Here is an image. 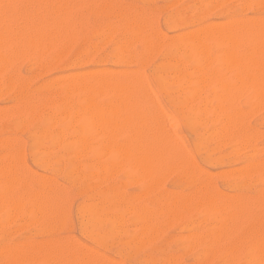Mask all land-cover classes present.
I'll return each instance as SVG.
<instances>
[{
    "label": "rangeland",
    "instance_id": "374dc122",
    "mask_svg": "<svg viewBox=\"0 0 264 264\" xmlns=\"http://www.w3.org/2000/svg\"><path fill=\"white\" fill-rule=\"evenodd\" d=\"M136 2H137V4H136ZM194 4H196V5H194ZM64 6L66 8H64ZM73 6H74V8H73ZM67 7H69L70 10H68ZM63 8H64L63 11H65V12H63L61 10ZM12 9H13V11H12ZM33 10H35V11H33ZM173 10H174V12H173ZM63 13H65V14L63 15ZM10 15H11V17H10ZM36 15H38V16H36ZM54 16L58 20H55ZM58 16H60V17H58ZM62 16H64L63 19L61 18ZM5 17H6V19H5ZM1 18H2V21H0V24H1L0 28L1 27L4 28V29L2 28L3 32L5 33V31H4V30H6L5 27L10 28L9 29L10 31L7 32L8 34H6V36L5 35L3 36L1 34L3 37L2 38L0 35V37H1V39H3L4 43L8 42L7 40H9V42H8L9 45H8V43H5V45L7 47L3 44L2 41H1L2 43L0 42V49H2V50H0L1 53L3 54L4 52L5 53L7 52L6 54L5 53L3 54L4 57H6L7 55H9L8 54L9 51H11L9 53L13 54L12 49H14L17 46V43H18V46L21 45L22 47H19L20 50L18 47L15 48V50H17V54L14 53V57L13 56L12 57L7 56L10 58L5 59L6 60L5 64L8 65L7 61H9V60H10L9 62L11 63V65L9 64V66H7V68H6V65L4 64V59H3L4 57L0 59V63L3 60L2 61L3 64L1 63V65L5 66V67L2 66V69L6 68V69H4V72H3V70L0 69L1 70V72H0V249H1L0 250V264H8V263L9 264H17L15 262H13V260H12L14 257L13 254L12 255L7 254L8 253V252H6L7 249H19V250H22L26 253L33 251V257L35 256L36 259L34 257L31 261L26 260L25 262H23L21 264H42L41 259H39V257H41V253L39 252V250L41 252H43V251H46V249H47L48 251H52V253H55L56 251L54 249V244H59V243H60L59 245H63L64 247L69 246L72 250H74L73 251L74 253H71V255H69V258H71L72 261L68 258V256H63L62 258H57V259L51 257V260H48V262H52L50 264H53V263L54 264H64V263L69 264L68 262H70V264H76V263L80 264L81 262L82 263L84 262L83 264H85V261L87 262L88 260H92L93 262L92 263L87 262L86 264H94V263L96 264L97 262H98L97 264H101V263L106 264L105 262H107L108 264H115L114 262H116V261H119V263H121V264H136V263L137 264H169V263H171L172 259H173L172 264H218V263L219 264H239V263L240 264H264V169H262V168H264V106H262V105H264V103L261 102L262 99H264V98H262L261 94H260L261 97H259V93L254 89V91H256L258 94V100L260 98V100L257 101L258 105H259L257 107V104L255 105L254 103H252V102L256 103L257 98L255 100L253 99V97H249V99L247 98L248 96L251 95L250 93L248 94L249 90L253 91L252 90L253 87L250 88V84L253 83L256 85V83H254L253 80H252L253 82L251 80H250L251 82H248V80H247L246 83H244V84H246V86H248V84H249V87L246 88V86H245V90L243 88L241 89L244 91L245 94H248V96H246L245 94H242L243 92L241 93V90L238 91L240 89V86L242 85L240 80L238 82L236 81V80H238V78H235L233 80V81H235V85L237 83L241 84L239 86L237 85V88H239L237 90L235 88L236 86L235 85H234L235 87L233 86L234 89L236 90L235 91L233 89L234 93H236L238 95L235 96V94H234V96H235V98H234V97H232V94H231L233 92L228 91V89L226 90L228 92V94L231 92L228 96L232 97L231 98L232 101L228 100L227 94L225 95V96H227L226 99L224 96H223L224 98L222 96H220L221 94L219 95V93L221 92L220 89L223 86L222 84H226L228 81H229V83H231L230 81L232 79H230V78H232V77L229 78V76H231L229 74L232 73V70H233V68H232L230 71L231 67H228L229 65L227 63L226 64L224 63L225 66L228 65L227 67L229 68L228 69L229 71H227L225 66H224V68L226 70V71H224L223 66L220 67V65H222L223 62L221 63L219 61V64L221 63L220 65L217 64L218 62L217 63L214 62V61H218L219 59L220 60L222 59V57L219 59L216 57H218V56L220 57V55H221L220 53H222L219 50V48L220 49L222 48L221 49L222 51L224 50L223 43L221 46L220 45L221 43H217L216 41H213V40H212L213 42L209 41V43H210V44L208 43L209 50L205 55L206 57H204V61L206 60L207 56H209V55L210 56L208 57L209 59L207 58V61H205L206 65H205V63L203 64L204 61L201 62V64H203L204 66L203 65L202 66L197 65V63L194 60L193 61L195 63H193L192 59H189V58H188V60L186 59L187 57H186L185 51L187 52L189 50V48H188L189 44L188 43H187L188 45L187 44L185 45V43L183 44L180 42H179V44H176V41H180V40L184 39L183 37L186 36L187 34H189L190 31L192 33L193 29H194L193 32H195V31L201 32L205 28H206L205 29L206 31H208V30L210 31L211 28L215 27V25L217 26V25H222V24H224L225 27H231L232 26V28H235L236 24H239V23L244 24L243 21H245L246 25H248V24L250 25V23H247V22H250L248 20L250 18L255 20V24H256L258 22V20H264V0L263 1L262 0L261 1L260 0L254 1L253 0V2H251V0H212V1L211 0H75V1L74 0H0V20H1ZM60 18H61V20H60ZM219 18H221V19H219ZM234 18H236V19H234ZM46 19L50 20V21L47 22ZM189 20H191V21H189ZM192 20H193V22H192ZM233 20H235V21H233ZM253 20L251 22L253 23L254 28L250 27L251 33L247 30V28L249 29V26L245 27L244 25L243 26L245 28H242V25H241L238 29H241V28L242 29L239 31L240 32L243 31L242 34L245 33L246 36L247 35L251 36V34L252 35L257 34V31H259V30L256 31L255 27L257 26V24L255 26ZM6 21L10 22V23L8 22L9 25ZM29 21H30L29 24L31 26L33 24H36L38 26V28L35 25H33L35 27V30H34V27H31L30 25H28ZM69 21H70V23H69ZM230 21L233 23L231 24ZM4 22H5V24H4ZM62 22L63 23L65 22V23L61 24ZM214 22H217V23L219 22V23L217 24ZM40 23H41V25H40ZM45 23H46L47 28L45 26ZM48 23H50V24L48 25ZM55 23L58 25H56ZM26 24H27V27L29 26L30 29L29 28L27 29L24 27ZM53 24H55V25H53ZM227 24L230 26H228ZM260 24L262 25L263 22L259 23V26H260ZM64 25L66 27H63ZM204 25L205 26L207 25V26L204 27ZM239 25H236V26H239ZM43 26H44V28H43ZM55 26L58 28H55ZM209 26H212V27H209ZM263 26H264V24H263ZM52 27H53V29H50ZM59 27H61L63 29V32H61L62 30ZM190 27H192L191 28L192 30H190ZM32 28H33V30H32ZM36 28L38 30H40V32L43 34V38H45V39L41 38L42 37L41 33L39 35L37 34L40 38L35 34V33H39V31L37 32ZM198 28L199 29L201 28V30H198ZM17 29L19 31H17ZM26 29H27V31L25 32V34L23 32H20V31H24ZM57 29L58 30L60 29V32H58ZM260 29H262V28H260ZM15 30H16V32H20L21 36L19 33H17L19 36L16 34V37H14L15 33H16ZM49 30H50V32H53L52 35L49 34ZM64 30H66V31L68 30V31L65 32ZM244 30H245V32H244ZM12 31H14L15 33L14 32L12 33ZM28 31H29L28 35H30L32 32L33 35L36 36V39L33 35H30V36H32L31 38H30V36L29 37L27 36L26 37L27 39H26L25 36L27 35L26 33H28ZM55 31H57V35L59 37V38L57 37L58 39L53 38L54 36H57ZM184 31L187 32L186 35H185L186 32H184ZM263 31L264 30H262V32ZM0 32H1V29H0ZM10 32L12 33V35ZM43 32H46V34H49V35H47L48 37L45 36ZM64 32H65V35L67 33V35H69V36L64 37V38L60 37V36H62V34H64ZM54 33H55V35H54ZM180 33L182 35H180ZM49 36H50V38H49ZM181 36H182V38H181ZM262 36H264V32H263V35L260 32V38H262ZM5 37L7 40H4ZM21 37H23V38H21ZM68 37H69V40H71L70 42H69V40H67ZM37 38L41 39V40H48L47 41L48 43L46 41H45V44L41 43L40 42L41 40L39 41ZM51 38H53V40H51ZM65 40H66V42H65ZM125 40L126 41L128 40V42H126ZM22 41H26L27 43L28 42L30 43L31 41H33L32 43H35L37 46L35 48L34 47L35 45H34L33 47L35 49L33 48L31 50L30 54H28L29 53L28 50L30 51V49L32 47H29L30 49L27 48L28 50H26V46L27 47L30 46L31 43L30 44L28 43V45H27V43L24 42L26 44L25 45L24 43H22ZM19 42H20V44H19ZM123 43H124V45H123ZM15 44H16V46H15ZM46 44L49 46H47ZM2 45H4V48L6 47L8 50L6 48L4 49L3 47L1 48ZM12 45H14L15 47L12 48L13 47ZM119 45L121 48L119 47ZM23 46H25V47H23ZM114 46H115V48H114ZM177 46H180V48ZM37 47H39L38 48L39 51L37 50ZM45 47H47V48H45ZM118 47L120 49H122V52L120 49H117ZM21 48H22V50L25 48V51H23V52L27 51V53H25L26 54L25 57L22 56V55H24V53L22 52ZM41 49L42 50L44 49L43 52ZM115 50H117V51L114 52ZM178 50H179V52H178ZM216 50H217V52L220 51V53H219L220 55L216 52ZM34 51H35L36 55L34 54ZM18 52L20 54L22 53L21 56H18V54H19ZM41 52H42V54H41ZM214 52L217 54H215ZM112 53H114V56L112 55ZM162 53H163V55H162ZM164 54H165V56H164ZM119 56H121V57H119ZM222 56H223V54H222ZM162 59H163V61H162ZM155 60H157L158 62L156 63ZM208 60H210V61H208ZM75 62H77V63H75ZM95 62H97V63L95 64ZM169 62H171V63H169ZM120 63H122V64H120ZM151 63H153V64L151 65ZM155 63L157 65H155ZM159 63H160V65H159ZM192 65H193V67H192ZM196 65H197V67H194ZM213 65L214 66L219 65L220 68L217 69L218 66L213 67ZM11 66H14V67L12 68ZM69 66H71V67H69ZM99 67L105 68L106 70L105 69L99 70L98 69ZM118 67L120 69H118L117 73L123 71V70L121 71V68L125 69L123 71V74H124V72L128 73L129 82L131 80L130 74H132V72L135 70H136L135 72H138V73L140 70L143 71V72H141V71L140 72H141V74H144V78L146 79V80H143V82H145L144 83L145 85H143L142 87H139V86L137 87V85H136V84H138V83H136L137 81L133 82V83H135V86H136V89H134V90L138 91V92H135V97H134L135 102L138 103L139 105L141 104L140 106L143 109V115L140 116L139 119L141 120V118H143L144 115H146V117H147V114H148V118H149V121L147 120L148 118H146V117L142 119L143 121H145L143 126L146 125V127H144V128L142 127L143 129H141V132L142 131H143V133L146 132L145 134H148V135H149V132H150V135L153 134L154 133L153 131L156 129V127L154 128V126L152 124L155 125L157 121H159V120L161 121V120H163V118H165L164 115L162 116V114H163L162 111L158 110V111H160V113H157L158 111L154 109V108H157L156 103H155L156 101L154 102V100L156 99L158 101L157 104L159 103L158 107H160L158 109H161V107H162V109L165 111V114H168L167 116L171 118L169 120L170 121L172 120L173 124H175V125H173L174 127L171 128V122L169 121L170 122L169 126L165 127V125H163V123H161V122L165 121V119H164L161 122L160 121L157 122L156 125L161 123L165 129L166 128L168 129L170 127L169 128L170 131H173L172 134L175 133L173 135H175L176 138L178 136V138L180 140V141H177V144L175 143L176 141L173 142L174 141L173 137L170 136V138H169V135H168V137L165 136L167 133L172 135L169 132V129L167 130L168 132H166V131H164V129H162L163 127L160 126L161 124L159 125L161 128H158V129L159 130L161 129V131L163 130L164 132H166V134L164 132H162V134L163 133L165 134L163 136L167 137V139L168 138L170 140L172 139L173 141H171V144L175 143V145L171 146V144H170V146H169L170 148L167 145H165L164 147L162 145V148H165L167 146L170 150L167 149V147H166L167 150L165 149L164 152L162 150L163 159L160 160L161 162H159V164H157V166L155 168V177H154V181H153L154 185L150 191L149 190L146 191L143 188L144 187L143 179L138 177V175H135L134 170H131L129 168L130 166H128L127 164L121 165V167L117 168L116 171H109L108 170L105 172V170H102L99 172V177H94V178L88 177L86 179L85 178L78 179L76 177V174L73 175L69 172V171H71V169L73 167V169H76L75 172L77 171V173H78V171L83 172L84 174L87 173L86 172L87 171V163H88L87 161L91 162L90 161L91 158H89L87 156H79L78 154H76L77 148H74L76 146V144H74L75 143L74 138H75V133H76L75 129L77 127H79L78 124H80V121L76 120V119L72 120V118L68 120L67 117H63L64 115L62 114V110L66 107H70V105L76 106V105L82 103V99H83L82 97H84V94H83L84 90L78 89V86L76 84L79 81L82 83H85L86 81L87 82H90V81L91 82H97L99 77L102 78V76H103L105 81H106V79L108 81V79L114 80V77H118L120 75L117 80L115 79L116 80L115 82H118V81L120 82L119 79L120 78L122 79V74L117 75L116 73H114V74L112 73V76L109 73L107 74V71L110 72V70H108V69L113 68L112 69L113 71L111 70V72H114L117 70ZM203 67H204V70H202ZM115 68H116V70H115ZM189 68L190 69L193 68V70H194V68L195 69L198 68L199 70L198 69H196V71L192 70L193 71V73H192V71ZM221 68H223V70ZM68 69H70V70H68ZM95 69H98V70H95ZM234 69H235V67H234ZM126 70H128V71H126ZM6 71H9V72H6ZM129 71H130V73H129ZM207 71L209 72V74H207ZM214 71H215V73L217 72L216 74H218L220 76V80H223L222 83L220 80L219 81L216 80L218 83H215L216 81L212 82V80H214L213 78H215V79L219 78L218 75H216L214 73ZM223 71L225 73L224 74L225 77H224V75H222ZM66 72H68V73H66ZM90 72H91V74H89ZM156 72L157 73L160 72V73L156 74ZM171 72H172V74H171ZM94 73H96V74L93 76ZM127 73L125 74L126 76L124 75L126 78L128 76ZM178 73H180L181 76ZM197 73L199 76L201 75V77H204V78L200 77L201 78L200 79L199 76L197 75ZM210 73H212V77H211ZM233 73H234L233 74L234 76L233 75L232 76L234 78L235 72H233ZM115 74L117 76H115ZM134 74L137 75L136 73H133V75ZM141 74H140V76H141ZM169 74H171V75H169ZM75 75H76V77H75ZM177 75H179V76H177ZM183 75H185V76H183ZM195 75H197V76H195ZM213 75H215L216 77H214ZM174 76L175 77L177 76L176 80L174 79ZM125 77H123V78H125ZM205 77H207V78H205ZM103 78H102V80H103ZM126 78L124 80H126ZM182 78H183V80H182ZM192 78L195 79V80L193 79V81H196V85H197V86H195L196 89H197V87L200 89L202 88L201 90L200 89L195 90L196 93H194L193 92L194 90H192V87L194 86V84H193L194 82H192ZM196 78H198L200 80H196ZM139 79H141V78H139ZM139 79H138V82H139ZM171 79L173 82L171 81ZM224 79L226 80V83L224 82L225 81ZM169 80H170V82H169ZM201 80L204 81L203 82L204 84L202 82H200ZM197 81H199L202 84L198 83ZM52 83L55 85H53ZM69 83H70V86H69ZM103 83L105 84V82H103ZM111 83L112 82H110V84ZM139 83H142V81H140ZM217 84L222 85L221 87L219 85V87H220V89L218 90L219 93L217 91V89H218ZM243 85H242V87H244ZM44 86H47V87H44ZM105 86L108 87V83H106ZM144 86H147V88L148 87L150 88L148 91L149 93L147 91L143 90ZM199 86H201V87H199ZM230 86H231L230 88H232V84ZM65 87H66V89L63 90ZM73 87H75V88L72 89ZM109 87L108 88L105 87V89L102 88L103 91L99 92L100 96L97 95V98H96L97 101H101V102L110 101V99H109V97H111L110 92L111 91L113 92L112 88H114V87L112 84H111L112 88L110 87L111 90H109ZM187 87H189V88L187 89ZM140 88H142V89H140ZM147 88L145 87V90H148ZM209 88L210 89L212 88V89L210 90ZM215 88H217V89L215 90ZM67 89H69V90H67ZM106 89L109 90L108 94H106V92H107ZM203 89H204V91H203ZM150 90H153L152 91L153 95L155 94L153 97H152V93H150ZM12 91H14L15 94H13ZM186 91L189 93H187ZM212 91H214V92L217 91L216 93H218L219 97L223 98V100L221 99L222 101H226V103L229 101L232 102V103L229 102L230 104L227 103L229 106L231 105V111L229 109L230 108L229 106H228V108L226 106V108L228 110L226 108H224L223 106H222V108H224V109H221L222 111L216 110V107H218V109L221 108L220 106H218L219 103H217L218 101L220 102L221 100L218 99L219 97H216L217 95L216 96L214 95L215 94L214 92H213V95H211ZM254 91H253V93H254ZM65 92H66V94H65ZM142 92H143V94L145 93L146 95L145 94L143 95ZM75 93L77 95H75ZM80 93L83 96L80 95ZM190 94H192V95H190ZM207 94H208V96H209V94L211 96L207 97ZM254 94L256 95V93H254ZM62 95L64 97H62ZM108 95H110V96H108ZM142 95L144 96V98ZM222 95H223V93H222ZM138 96H140V98L141 99L143 98V99L141 100V99L137 98ZM213 96L215 98L212 100ZM151 97L154 98V100H152ZM194 97H197V98H194ZM57 98H59V99H57ZM71 98H73V99L75 98V99L73 100ZM107 98L109 99L108 101H107ZM150 98H151V100H150ZM186 98L189 100H187ZM205 98H207L208 100L207 99L205 100ZM134 99L133 98L131 99L132 103H133ZM214 100L217 102H215ZM247 100H249V101H247ZM207 102L209 103V105L213 104V107L214 106H216V107L212 108L211 107L212 105L208 106ZM249 102H251V103L249 104ZM182 103H183V106L181 105ZM234 103H235V105H234ZM56 105H58V106L56 107ZM184 105L185 106L187 105V106L185 107ZM201 105H202V108H200ZM206 105L208 107H206ZM219 105H221V104H219ZM222 105H224V102L222 103ZM180 106H182V107H180ZM196 106L199 109L196 108ZM57 108H59V109H57ZM193 108H194V111L193 110L191 111V109H193ZM206 108H208V109H206ZM232 108L233 109L235 108L237 113L232 111L233 110ZM237 108L238 109L240 108L242 110V111H239L240 114H239ZM204 109H205V111H203ZM212 109L213 110L215 109L217 111V114L215 113L216 111H213ZM153 110H155L156 119H155L154 115H152V116L150 115L152 113L154 114ZM210 110H212L214 112V114H212L213 112ZM226 110L228 112L229 111L230 112L228 113ZM147 111L150 114L147 113ZM161 112H162V114H161ZM209 112H211V113L209 114ZM233 112L236 115H234ZM202 113H203V115H202ZM230 113H231V115H230ZM157 114H158V117H157ZM192 114H193V116H192ZM222 114H223V116H224V114H225V116H226V114L230 115L232 118L230 116H228L229 118L226 116L227 118L226 117L225 118L229 119V120H226L224 117H221ZM232 114L234 116H232ZM160 115L163 118L160 117ZM194 115H196L199 120L197 118L195 119ZM235 116H237L236 117L237 119L235 118ZM57 117H59V118H57ZM151 117H153L155 120L152 119L153 120L152 121ZM220 117L222 120L224 118L226 121V122L224 121L222 123L224 126H222V124L219 123ZM52 118H54L53 121H52ZM204 118H205V120H204ZM233 118H234V121L232 120ZM57 119L59 121H57ZM200 119L202 120V122H205V123H202ZM221 119H220V122H221ZM238 119H239V121H238ZM65 120H66V122L69 121L70 124H73L74 121H75V123L73 125L68 124L71 127L70 126L65 127L67 124L66 122H64ZM166 120H168V119H166ZM186 120H187V122H186ZM230 120L232 122H230ZM236 120H237V122H236ZM154 121H156V122H154ZM193 121H194V124H192ZM62 123H64V124H62ZM146 123H148V124L151 123V124H149V126H148ZM225 123H228L229 125L227 126ZM235 123H237V124H235ZM164 124H168V121H166ZM217 124L220 125L219 128H218ZM55 126H57L59 130ZM73 126H75V127H73ZM89 128L88 129L91 132L89 130L88 131L91 133V135H93L92 130L94 133L96 131V129L94 128L95 129V131H94V129L92 127H89ZM152 128L154 130H152ZM210 128L213 130H211ZM43 129H45L44 131H46V133L44 136L41 137V133L43 132ZM144 129H145V131H144ZM222 129L225 133L222 131ZM123 130L124 129H122L121 131L125 132L126 135H128V133L130 132V131L127 132V130L126 131H123ZM156 130H155L154 134H156V132H157ZM190 130H192V131H190ZM217 130H219L221 132H219ZM245 130H246V132H245ZM121 131L119 130L118 131L119 133L117 132L118 137L120 139L125 137L124 136L125 134H123ZM206 131L208 134L206 133ZM37 132L39 133V135ZM157 133H159V131ZM219 133L220 134L222 133V135H220ZM226 133H228L229 135ZM211 134H215V135H211ZM52 135H53V137H52ZM99 135H101V132L99 130H97V133H94V135H93V136H95L93 139V143H96L95 145H93V143H92V147H94V148L95 147L97 148V146H100L101 143L105 139V137H102V136H104L103 134L101 136H99ZM238 135H240V136H238ZM71 137H73V138H71ZM215 137H216V139H215ZM237 137H239L241 139L242 143L239 140L238 141L236 140ZM57 138L61 139V140H58ZM99 138L102 140H101V142H99V145H98V141L100 140ZM176 138H174V139L176 140ZM204 139H205V141H203ZM96 140H97V142H96ZM218 140L221 141L222 143L219 142ZM178 142L179 143L181 142L180 143L181 145ZM169 143H170V141H169ZM240 143L242 145H240L241 147L239 148L238 144H240ZM214 144H215V146H214ZM236 144L238 147L235 146ZM33 145H35V146H33ZM183 145H184V147H183ZM212 146L214 149L211 151L210 149H212ZM171 147H172V149H171ZM178 147L179 148L181 147L180 149L184 150L185 156H184L183 152L181 150H179ZM18 150L22 151V152H20V151L18 152V153H22L21 155L19 154V156L21 158H19V156L16 155V154H18V153H16ZM185 150H187V152ZM233 150H235V153ZM74 153L78 156H76ZM188 153H189V155H188ZM219 153H221V154H219ZM54 154H55V156H54ZM72 154H74L75 156ZM214 154H216L217 157L213 156ZM180 155H181V157H180ZM190 155H191V157H190ZM36 156L46 157V159L49 163H47L46 165L40 164V162L37 161ZM168 156H170V157H168ZM191 158H192V160H191ZM109 159H111L110 154H105V155L103 154L99 160L102 163H105L104 161L107 162V161H109ZM176 159H178V160H176ZM208 159H209V163L207 161ZM215 159H216V161H215ZM178 161H180V162H178ZM216 162H218V163H216ZM175 163H177V164H175ZM226 163H228V164H226ZM25 165H27V167ZM73 165H75L76 167H74ZM163 165H164V167H162ZM170 166H171V168H170ZM224 166H226V167H224ZM239 166H241V168ZM247 166H248V168H247ZM23 168H25V169H23ZM29 168H31V170H29ZM225 168H227L228 170ZM238 168H239V170H238ZM242 168H244V171ZM258 168H259V170H258ZM233 169H235V170L233 171ZM236 169H237V173H236ZM33 170L36 172H34ZM49 170H51V171H49ZM183 170L186 173H184ZM229 170H231V171H229ZM192 171H193V173H192ZM223 171L224 172L227 171V173L225 174ZM232 171L234 173H232ZM250 171H252V173H250ZM55 172H57V173H55ZM235 173H236V175H234ZM46 174H47V176H46ZM132 174H134V176ZM182 174H184L185 176ZM238 174H240V175L238 176ZM245 174H246V176H245ZM260 174L262 176H260ZM49 175L51 177L45 178V177H48ZM107 175H108V177H106ZM52 176H53V178H52ZM125 176H126V178H125ZM131 176H133V178H135V176H137L135 178L136 181H135V179L132 178L133 181H135V183H133V181L131 182ZM234 176H235V178H232ZM127 177H129L128 180H127ZM257 177H259V178H257ZM155 179H157V180H155ZM87 180L90 183L92 182V184L95 183V185L98 186V188H100V189H104L108 186L117 187L118 192H119V196L122 198V199H120L121 202H118V203H117L116 199H114L113 204H116V206L110 208L109 211H107V213H106V214H108V216H111V215L121 216V220L118 223L119 225L116 224L114 230L111 232L108 229L110 226L109 223L107 222V223L103 224L104 229L102 228V231H104L103 233L105 236L102 237L101 239L94 238V236H92L89 231L82 229L83 228L82 227V215L80 213L81 207L87 202H91V201L96 202L97 201V198L95 199V197L93 196L94 191L93 190L89 191V189L86 188ZM129 180H130V183H129ZM226 180H228V182H226ZM226 183H227V185L225 186ZM42 184L43 185L48 184L49 186H51V188H49V186H48L49 189L44 188V187H42L43 186ZM231 184H233V186ZM237 184H238V186H237ZM9 185H11V186H9ZM228 185H229V188H227ZM235 186H236V188H235ZM31 187H33V188H31ZM46 190H47V192H46ZM222 191L223 192L225 191V193L223 194ZM45 192H46V195L48 196L47 200L49 199L52 203L55 204V206H54L55 211H53L52 213H44L42 211H37V212L36 211H30L28 208L30 206L28 204V202H30L29 199L31 198V196L32 195H44ZM205 192L207 194H209L210 196H212L213 199H215V201H214V202H216L215 205L213 204L212 206H208L206 204V201L204 202V200L201 199V195ZM217 192H218V194L220 193L221 195H217ZM85 193H87V194H85ZM226 193H227V196L230 197V196L234 195L236 198H234V196H233V198L232 197L228 198L225 196ZM228 193H229V195H228ZM262 193H263V196H262ZM246 194H247V196H246ZM258 196H259V198H258ZM245 197H246V199H245ZM183 198H190L192 201L191 204H189L187 207H185V209L181 211V214L179 212L178 214H176L177 216L176 215L168 216L170 214L169 208L173 205V203L176 200L183 199ZM253 198H255V199H253ZM12 200L13 201L14 200H20L23 204V207H21V209H20L14 205H13L14 207L11 206ZM243 200H246V201H243ZM255 200H257V201H255ZM229 201H230V203H232V205L230 203L228 204ZM5 202H6V204H5ZM128 204H129V206H128ZM194 204H196V206L197 205H199V206L196 207ZM222 204H224V205H222ZM141 205H144L145 207L150 208L154 211L155 220H153V222H154L153 225L155 224L154 225L155 231L151 234L152 237L149 236L148 240H144L145 236L143 235L142 232H140V231H142V228H141L142 225L140 226L139 223L140 222H141V224H143V223L137 217L135 210H134V208L141 206ZM203 205H204V207H203ZM252 205H254V206H252ZM9 206L11 207V209H8ZM215 207H220V208H219V210H216ZM26 208H27L28 212H26V214H25ZM76 208L78 209L79 212L76 211L77 210ZM129 209H130V211H128ZM205 209H207L206 213H205ZM209 209H210V211H212V209H214L215 211H212L213 213L210 212V214H207L209 212ZM12 210H15V212ZM164 210H165V212H164ZM220 210H222V211H220ZM6 211H8L9 213ZM117 211H119V212H117ZM123 211H125V212L127 211L128 213L127 212H126L127 214L123 213ZM158 211H160L161 213ZM198 211H200V212H198ZM219 211H220V214H218ZM12 212L14 213L13 215H11ZM32 212H34V213L36 212V214L33 215ZM39 212L40 213L42 212V213L40 214ZM114 212H116V213H114ZM202 212H204V213L202 214ZM214 213L217 215H215ZM131 214H133V215H131ZM211 214H213V215H211ZM10 215H11V218H8V217H10ZM160 215H162L161 216L162 218L160 217ZM224 215H226V217H227L226 219H225ZM6 216H8V217H6ZM37 216H39V217H37ZM80 217H81V219H80ZM167 217H168V220H167ZM217 217H219V218L217 219ZM237 217H238V219H237ZM5 218H7V219H5ZM134 218H135V220H134ZM136 219H138V220H136ZM167 222H168V224H167ZM218 223H219L220 227H218L219 226V225H217ZM158 225H160V226H158ZM138 228H141V230L138 231ZM119 229H121V233H119V231H120ZM81 230H82V232H81ZM133 232H135V234H133ZM212 232L214 233L215 237H213L214 235ZM131 233L133 235H130ZM138 233H139V235H138ZM189 233L190 234L193 233V234H191V237H190ZM134 236H136V238ZM194 236H196V237H194ZM131 237L135 238V239H139V240L131 239ZM183 237L184 238L186 237V238L184 239ZM152 238H154V239H152ZM122 239H123V242H122ZM140 239H143L144 241L141 240V241H143V242H141ZM78 240L80 241V244L78 243ZM124 240H126V241H124ZM192 240L195 243H192ZM136 241L139 243V246L141 245L140 246L141 248L139 250H138L139 246H136V245H138V243ZM139 241L141 242V244ZM44 242H47V244ZM109 242H111V243H109ZM124 242H126V243H124ZM129 242H130V244H129ZM188 242H190L191 245H190V243L188 244ZM101 243H102V245H101ZM258 243L263 245L262 251H260L261 252L260 255L258 254L260 252H258V251L255 252V251L251 250V245H255V244L257 245ZM35 244H36V246H35ZM37 244H38V246H37ZM45 244L47 245L46 248H45ZM81 244L86 245V247L82 246ZM103 244H105V245L103 246ZM192 244H194L195 246ZM159 245L161 248L159 247ZM190 246L192 249H190ZM135 247H137V249ZM164 248H165V250H164ZM248 248H249V250H248ZM92 249H94V250H92ZM116 249H118V250H116ZM80 250H82V251L80 252ZM95 250L97 252H99V254L96 253ZM89 252H91L92 254ZM127 252H128V254H127ZM142 252H144V253H142ZM254 253H256V255ZM34 254H36V255H34ZM86 254H88V256ZM257 254H258V256H257ZM122 255H124V256H122ZM138 255H140V256L137 259L136 257H138ZM85 256H86V259H85ZM97 256H99V258H97ZM121 256H122V258H121ZM6 257H7V259H6ZM108 257H109V259H108ZM142 257H145V258H142ZM244 257L248 258L249 260L244 259ZM81 258H82V260L83 259L84 260L82 261ZM98 259H99V261H98ZM112 259L114 260L113 262H112ZM151 259H152V261H151ZM76 260H78L79 263ZM80 260H81V262H80ZM95 260H96V262H95ZM246 260H247V263H246ZM101 261H103V262H101ZM149 261H150V263H149ZM48 262L46 264H48Z\"/></svg>",
    "mask_w": 264,
    "mask_h": 264
},
{
    "label": "bare ground",
    "instance_id": "6f19581e",
    "mask_svg": "<svg viewBox=\"0 0 264 264\" xmlns=\"http://www.w3.org/2000/svg\"><path fill=\"white\" fill-rule=\"evenodd\" d=\"M75 1V0H74ZM212 1V0H211ZM255 1V0H254ZM261 1V0H260ZM263 1V0H262ZM69 2V1H68ZM207 2V1H206ZM209 2V1H208ZM251 2H253V0H251ZM196 3V2H195ZM70 4V3H69ZM136 4H137V2H136ZM140 4V3H139ZM197 4V3H196ZM196 4H194V5H196ZM253 4V3H252ZM57 5V4H56ZM72 5V4H71ZM141 5V4H140ZM254 5V4H253ZM2 6V5H1ZM5 6V5H4ZM259 6V5H258ZM9 7V6H8ZM14 7V6H13ZM21 7V6H20ZM143 7V6H142ZM23 8V7H22ZM59 8V7H58ZM64 8H66L65 6H64ZM64 8L63 9H61L62 11L64 10ZM73 8H74V6H73ZM147 8V7H146ZM255 8V7H254ZM67 9L68 10H70V8L69 7H67ZM72 9V8H71ZM176 9V8H175ZM209 9V8H208ZM12 11H13V9H12ZM33 11H35V10H33ZM116 11V10H115ZM121 11V10H120ZM176 11V10H175ZM180 11V10H179ZM191 11V10H190ZM199 11V10H198ZM5 12V11H4ZM61 12V11H60ZM63 12H65V11H63ZM173 12H174V10H173ZM188 12V11H187ZM236 12V11H235ZM234 12V13H235ZM55 13V12H54ZM53 13V14H54ZM57 13V12H56ZM62 13V12H61ZM68 13V12H67ZM195 13V12H194ZM220 13V12H219ZM230 13V12H229ZM2 14V13H1ZM18 14V13H17ZM38 14V13H37ZM65 13H63V15H64ZM233 14V13H232ZM28 15V14H27ZM61 15V14H60ZM131 15V14H130ZM2 16V15H1ZM20 16V15H19ZM30 16V15H29ZM34 16V15H33ZM36 16H38V15H36ZM225 16V15H224ZM10 17H11V15H10ZM58 17H60V16H58ZM57 17V18H58ZM63 17L64 16H62L61 18L63 19ZM66 17V16H65ZM226 17V16H225ZM3 18V17H2ZM2 18H1V20L0 21H2ZM18 18V17H17ZM40 18V17H39ZM54 18H55V16H54ZM61 18H60V20H61ZM100 18V17H99ZM175 18V17H174ZM184 18V17H183ZM256 18V17H255ZM260 18V17H259ZM5 19H6V17H5ZM21 19V18H20ZM25 19V18H24ZM42 19V18H41ZM52 19V18H51ZM219 19H221V18H219ZM233 19V18H232ZM234 19H236V18H234ZM243 19V18H242ZM251 19V18H250ZM248 19L250 22H247V23H250V25L248 24V25H246L245 24V21H243L244 22V24H241V23H239V24H236V25H239V26H236L235 25V28H232V26L231 27H225V25L224 24H222V25H215V27L214 28H211V30L209 31H206L205 29L204 30H202L201 32H193L194 31V29H193V31H192V33H191V31H190V33L189 34H187V32L186 31H184V32H186L185 33V35L186 36H184L183 38L184 39H182V40H180V41H176V44H179V42L180 43H185V45L188 43L189 44V50L186 52L185 51V54H186V59L188 60V58L189 59H192V62L193 63H197V65H200V66H202L204 63H205V61H207V58L210 56H207V58H206V60L204 61V57H206L205 55H206V53L208 52V50H209V47H208V43H209V41H216L217 43H221L220 45L222 46V43H223V48H224V50L222 51L220 48H219V50L222 52V53H220V51L219 52H217V50H216V52L220 55V57L218 56V57H216V58H221L222 57V59L220 60H218V61H214L215 63H217V64H219V61L222 63L223 62V64L225 63H227L228 65H226L225 66V64L223 65H220V67H222L223 66V68H224V66H225V68H226V70L227 71H229L228 69V67H231L230 68V71H231V69L233 68V70H232V73H230L229 75H231V76H229V78L230 77H232V78H230V79H232L230 82L231 83H229V81L226 83V80L224 81L226 84H222V85H220V87H221V89H220V87H219V85L217 86V88H215V90L217 89V91L220 89V91L223 93V95H222V93L220 92L219 93V91H218V93H219V95L220 96H224L225 97V99H226V97L231 93H229L228 94V92L226 91L227 89H228V91H232L233 93H231L232 94V97H234L235 98V96H237L238 94H236V93H234V91H233V89H234V87L236 88V90L237 89H239V88H237V85L239 86V85H241V84H236L235 85V81H233L235 78H238V80H236L237 82L240 80V82L242 83V85L244 84V83H246V81L248 80V82H251L252 80L254 81V83H256V85L255 84H250V88H252L253 87V91H254V89L259 93V97H261L262 96V98H264V36H262V38H260V32L262 33V35H263V32H262V30H264L263 28H264V26H263V24H264V20H258V22L256 23L257 24V26H256V24H255V20H253V19ZM8 20V19H7ZM55 20H58V19H56L55 18ZM165 20V19H164ZM175 20V19H174ZM195 20V19H194ZM224 20V19H223ZM231 20V19H230ZM244 20V19H243ZM254 21V24H255V28H256V31L257 30H259V31H257V34H251V36H249V35H247L246 36V34L244 33V34H242V32H240L239 30H241L242 28H245V27H247V26H249V29L247 28V30L251 33V31H250V27H252V28H254V25H253V23L251 22V21ZM257 20V19H256ZM28 21V20H27ZM46 21L48 22V21H50V20H47L46 19ZM45 21V22H46ZM122 21V20H121ZM167 21V20H166ZM188 21V20H187ZM189 21H191V20H189ZM212 21V20H211ZM219 21V20H218ZM226 21V20H225ZM233 21H235V20H233ZM242 21V20H241ZM7 22V21H6ZM9 22V21H8ZM7 22V23H8ZM42 22V21H41ZM61 22V21H60ZM175 22V21H174ZM192 22H193V20H192ZM195 22V21H194ZM223 22V21H222ZM239 22V21H238ZM242 22V23H243ZM261 22H263V24L261 25L260 24V26H259V23H261ZM3 23V22H2ZM10 23V22H9ZM9 23H8V25H9ZM14 23V22H13ZM12 23V24H13ZM25 23V22H24ZM27 23V22H26ZM30 23V21L28 22V25H30L29 24ZM39 23V22H38ZM37 23V24H38ZM43 23V22H42ZM65 23V22H64ZM63 22L61 23V24H64ZM69 23H70V21H69ZM68 23V24H69ZM97 23V22H96ZM183 23V22H182ZM212 23V22H211ZM214 23H217V22H214ZM219 23V22H218ZM217 23V24H218ZM221 23V22H220ZM226 23V22H225ZM230 23L232 24L233 22H231L230 21ZM229 23V24H230ZM236 23V22H235ZM4 24H5V22H4ZM11 24V25H12ZM21 24V23H20ZM50 23H48V25H49ZM56 24V23H55ZM55 24H53V25H55ZM67 24V23H66ZM191 24V23H190ZM206 24V23H205ZM213 24V23H212ZM1 25V24H0ZM7 25V24H6ZM33 25H35L37 28H38V26L36 25V24H33ZM31 26V27H34V26ZM40 25H41V23H40ZM56 25H58V24H56ZM71 25V24H70ZM172 25V24H171ZM183 25V24H182ZM187 25V24H186ZM210 25V24H209ZM213 25V26H214ZM224 25V26H223ZM228 25V24H227ZM242 25V28L241 29H238L240 26ZM245 27H244V26ZM18 26V25H17ZM45 26H46V23H45ZM69 26V25H68ZM144 26V25H143ZM176 26V25H175ZM203 26V25H202ZM207 26V25H206ZM205 25H204V27H206ZM220 26V27H219ZM228 26H230V25H228ZM25 28H29V26L27 27V24L24 26ZM62 27V26H61ZM61 27H59V28H61ZM63 27H66L65 25L63 26ZM133 27V26H132ZM148 27V26H147ZM151 27V26H150ZM203 27V28H204ZM209 27H212V26H209ZM208 27V28H209ZM3 27H1L0 29H1V32H0V35L2 34L3 36L5 35L6 36V34H8L7 32L8 31H10L9 29L10 28H6L5 27V29L6 30H4L5 31V33L3 32V29H2ZM13 28V27H12ZM22 28V27H21ZM36 28V30H37V32L39 31V33H35L36 35L38 34H40L41 32H40V30H38ZM43 28H44V26H43ZM46 28H47V26H46ZM55 28H58V27H56L55 26ZM145 28V27H144ZM171 28V27H170ZM192 27H190V30H192L191 29ZM197 28V27H196ZM207 28V29H208ZM238 30H237V29ZM259 28V29H258ZM260 28H262V29H260ZM23 29V28H22ZM21 29V30H22ZM27 29L26 30H24V31H20V32H23L24 34H25V32L27 31ZM30 29V28H29ZM50 29H53V27L52 28H50ZM65 29V28H64ZM67 29V28H66ZM70 29V28H69ZM159 29V28H158ZM183 29V28H182ZM12 30V29H11ZM32 30H33V28H32ZM34 30H35V27H34ZM47 30V29H46ZM45 30V31H46ZM58 30V29H57ZM61 32H63V29L61 28ZM130 30V29H129ZM150 30V29H149ZM148 30V31H149ZM187 30V29H186ZM198 30H201V28L199 29L198 28ZM17 31H19L18 29H17ZM44 31V30H43ZM65 32H67L66 30H64ZM124 31V30H123ZM136 31V30H135ZM158 31V30H157ZM182 31V30H181ZM255 31V32H256ZM14 31H12V33H13ZM15 32H16V30H15ZM14 32V33H15ZM20 32H16L15 33V36L14 37H16V34L17 33H19L20 34ZM31 32V31H30ZM35 32V31H34ZM48 32V31H47ZM58 32H60V29L58 30ZM65 32H64V34H62V36H60V37H67V36H69V35H67V33H66V35H65ZM155 32V31H154ZM160 32V31H159ZM176 32V31H175ZM174 32V33H175ZM189 32V31H188ZM244 32H245V30H244ZM11 33V32H10ZM12 33H11V35H12ZM44 33V35L45 36H47V35H49V34H51L52 35V33L53 32H50V30H49V34H46V32H43ZM55 33H56V35H57V31H55ZM55 33H54V35H55ZM69 33V32H68ZM71 33V32H70ZM172 33V32H171ZM248 33V32H247ZM27 35L25 36V38L28 36H30V35H33V33L31 32V34L30 35H28L29 34V31H28V33H26ZM42 34V33H41ZM59 34V33H58ZM60 34V35H61ZM164 34V33H163ZM259 34V35H258ZM2 35H1V37H2ZM10 35V34H9ZM8 35V36H9ZM18 35V34H17ZM23 35V34H22ZM37 35V36H38ZM50 35V36H51ZM53 35V36H54ZM162 35V34H161ZM166 35V34H165ZM175 35V34H174ZM179 35V34H178ZM180 35H182L181 33H180ZM19 36V35H18ZM20 36H21V34H20ZM34 36V35H33ZM50 36H49V38H50ZM109 36V35H108ZM168 36V35H167ZM1 37H0V39H1ZM11 37V36H10ZM32 36H30V38H31ZM35 37V39H36V36H34ZM39 37V36H38ZM48 37V36H47ZM58 37V35L57 36H54L53 38H57ZM3 38V37H2ZM19 38V37H18ZM21 38H23V37H21ZM40 38V37H39ZM41 38H43V34H42V37ZM53 38H51V40H53ZM59 38V37H58ZM57 38V39H58ZM62 38V39H63ZM125 38V37H124ZM134 38V37H133ZM161 38V37H160ZM181 38H182V36H181ZM16 39V38H15ZM27 39V38H26ZM29 39V38H28ZM38 39V38H37ZM43 39H45V38H43ZM71 39V38H70ZM143 39V38H142ZM146 39V38H145ZM149 39V38H148ZM4 40H7L6 39V37L4 38ZM12 40V39H11ZM10 40V41H11ZM39 41L41 40V39H38ZM50 40V39H49ZM67 40H69V37H68V39ZM120 40V39H119ZM168 40V39H167ZM3 42V39H1L0 40V42ZM8 42H9V40H7ZM43 41V42H42ZM45 41L47 42L48 40H41L40 42L41 43H44L45 44ZM71 40H69V42H70ZM126 41V40H125ZM212 41V42H213ZM1 42V43H2ZM8 42H5V43H8ZM13 42V41H12ZM27 43L26 41H22V43ZM33 41H31L29 44H30V46H26V50H28L27 48H29V47H32L31 49H30V51L28 50V54H30V52H31V50L35 47L36 48V44L35 43H32ZM38 42V41H37ZM62 42V41H61ZM65 42H66V40H65ZM122 42V41H121ZM126 42H128V40L126 41ZM137 42V41H136ZM144 42V41H143ZM215 42V43H216ZM5 43L3 42V44L5 45ZM14 43V42H13ZM24 43V44H25ZM28 43H27V45H28ZM48 43V42H47ZM64 43V42H63ZM68 43V42H67ZM142 43V42H141ZM147 43V42H146ZM214 43V44H215ZM216 43V44H217ZM12 44V43H11ZM19 44H20V42H19ZM54 44V43H53ZM62 44V43H61ZM145 44V43H144ZM187 44V45H188ZM210 44V43H209ZM4 45H2L1 46V48L3 47L4 48ZM8 45H9V43H8ZM26 45V44H25ZM32 45V46H31ZM35 45V46H34ZM47 45V44H46ZM92 45V44H91ZM123 45H124V43H123ZM122 45V46H123ZM146 45V44H145ZM6 46V45H5ZM13 47L12 48H14L15 46H16V44H15V46L14 45H12ZM34 46V47H33ZM47 46H49V45H47ZM56 46V45H55ZM60 46V45H59ZM68 46V45H67ZM181 46V45H180ZM180 46H177V47H179L180 48ZM7 47V46H6ZM5 47V48H6ZM11 47V46H10ZM16 47H22L21 45L20 46H18V43H17V46ZM15 47V48H16ZM23 47H25V46H23ZM44 47V46H43ZM117 47V46H116ZM119 47H120V45H119ZM117 48V49H120V48ZM147 47V46H146ZM154 47V46H153ZM4 48V49H5ZM15 48L14 49H12V52H13V54L12 53H9V52H11V51H9L8 52V54L9 55H7V56H10V57H14V53H16L17 54V50H15ZM34 48V49H35ZM38 48L39 47H37V50H38ZM45 48H47V47H45ZM114 48H115V46H114ZM7 49V48H6ZM11 49V48H10ZM51 49V48H50ZM81 49V48H80ZM146 49V48H145ZM144 49V50H145ZM216 49V48H215ZM0 50H2V49H0ZM8 50V49H7ZM14 50V51H13ZM19 50H20V48H19ZM18 50V51H19ZM21 50H22V48H21ZM42 50V49H41ZM40 50V51H41ZM44 50V49H43ZM43 50H42V52H43ZM121 50V52H122V49H120ZM125 50V49H124ZM172 50V49H171ZM5 51V50H4ZM23 51H25V48L22 50V52ZM39 51V50H38ZM37 51V52H38ZM117 50H115L114 52H116ZM119 51V50H118ZM3 52V51H2ZM21 52V51H20ZM36 52V53H37ZM42 52H41V54H42ZM45 52V51H44ZM113 52V51H112ZM124 52V51H123ZM150 52V51H149ZM178 52H179V50H178ZM184 52V51H183ZM5 53V52H4ZM3 53V54H4ZM7 53V52H6ZM5 53V54H6ZM19 53V52H18ZM24 53V55H22V56H24L25 57V53H27V51L26 52H23ZM40 53V52H39ZM161 53V52H160ZM166 53V52H165ZM170 53V52H169ZM215 53V52H214ZM217 53H215V54H217ZM0 54L2 55H0V59L1 58H3L4 57V55L1 53V51H0ZM12 54V55H11ZM20 54V53H19ZM18 54V56H21V54L19 55ZM34 54H35V51H34ZM51 54V53H50ZM222 54H223V56H222ZM36 55V54H35ZM34 55V56H35ZM38 55V54H37ZM57 55V54H56ZM112 55L114 56V53H112ZM139 55V54H138ZM146 55V54H145ZM160 55V54H159ZM162 55H163V53H162ZM6 56V55H5ZM4 57L3 59H4V64H5V62H6V60L5 59H7V58H10V57ZM53 56V55H52ZM122 56V55H121ZM121 56H119V57H121ZM125 56V55H124ZM141 56V55H140ZM164 56H165V54H164ZM39 57V56H38ZM133 57V56H132ZM213 57V56H212ZM111 58V57H110ZM158 58V57H157ZM169 58V57H168ZM74 59V58H73ZM85 59V58H84ZM95 59V58H94ZM121 59V58H120ZM119 59V60H120ZM167 59V58H166ZM171 59V58H170ZM174 59V58H173ZM181 59V58H180ZM209 59V58H208ZM212 59V58H211ZM210 59V60H211ZM16 60V59H15ZM93 60V59H92ZM110 60V59H109ZM108 60V61H109ZM122 60V59H121ZM168 60V59H167ZM186 60V61H187ZM195 62H194V61ZM210 60H208V61H210ZM223 60V61H222ZM3 61V60H2ZM1 61V63L3 64V62ZM10 61V60H9ZM9 61H7V64L8 65H6V68H7V66H9V64L11 65V63L9 62ZM17 61V60H16ZM48 61V60H47ZM95 61V60H94ZM124 61V60H123ZM133 61V60H132ZM143 61V60H142ZM156 61V63L158 62L157 60H155ZM162 61H163V59H162ZM166 61V60H165ZM171 61V60H170ZM174 61V60H173ZM202 61H204L203 62V64H201V62ZM98 62V61H97ZM97 62H95V64L97 63ZM100 62V61H99ZM1 63H0V69L1 70H3V72H4V69H6V68H3L2 69V66H4V65H1ZM75 63H77V62H75ZM124 63V62H123ZM154 63V62H153ZM153 63H151V65L153 64ZM155 63V65H157ZM169 63H171V62H169ZM173 63V62H172ZM178 63V62H177ZM72 64V63H71ZM91 64V63H90ZM120 64H122V63H120ZM142 64V63H141ZM180 64V63H179ZM208 64V63H207ZM15 65V64H14ZM159 65H160V63H159ZM171 65V64H170ZM169 65V66H170ZM197 65L196 66H194V67H197ZM205 65H206V63H205ZM211 65V64H210ZM219 65H216V66H214L213 65V67H217L218 66V68L217 69H219L220 67H219ZM89 66V65H88ZM165 66V65H164ZM184 66V65H183ZM204 66V65H203ZM228 66V67H227ZM5 67V66H4ZM12 68L14 67V66H11ZM69 67H71V66H69ZM104 67V66H103ZM192 67H193V65H192ZM234 67H235V69H234ZM89 68V67H88ZM162 68V67H161ZM160 68V69H161ZM174 68V67H173ZM200 68V67H199ZM223 68H221L222 70H223ZM225 68H224V71H226L225 70ZM237 68V69H236ZM99 70L101 69V70H103V69H105V68H98ZM98 69H95V70H98ZM113 69V68H112ZM112 69H108V70H110V72L109 71H107V74L109 73V74H111V76H112V73L114 74V73H116L117 75H119V74H122V79L120 78L119 80H120V82L118 81V82H115L118 78H119V76L118 77H114V80H110V79H108V81H107V79H106V81L104 80V78H103V76H102V78H103V80H102V78H100L99 77V79L97 80V82H85V83H82V82H78L76 85L78 86V89H83L84 90V97H82L83 99H82V103H80V104H78V105H74V106H71L70 104V107H66V108H64L63 110H62V114L64 115L63 117H67L68 118V120L69 119H71L72 118V120L74 119H76V120H79L80 121V124H78L79 125V127H77L76 129H75V143L74 144H76V146L74 147V148H77V153L76 154H78L79 156H87V157H89V158H91V162H89V161H87L88 163H87V173H83V172H80V171H78V173H77V171L75 172V170L76 169H73V167H72V169H71V171H69L71 174H76V177L78 178V179H83V178H94V177H99V172L100 171H102V170H105V172L106 171H116V169L117 168H119V167H121V165H125V164H127L128 166H130L129 168L131 169V170H134V172H135V175H138V177H140V178H142L143 179V181H144V189L146 190V191H150L151 190V188L153 187V181H154V177H155V168H156V166H157V164H159V162H161L160 160L161 159H163V153H162V150H163V152H164V150L166 149V147L168 146H170V144H171V141H173V142H175L176 144H177V141H180L179 140V138H178V136H177V138H176V136L175 135H173V134H175V133H173L172 134V132L173 131H170V127L168 128L169 129V132L172 134V135H170V134H166V132H168L167 130V128L165 129L164 128V126H162V124L161 123H163V125H165V127H167V126H169V123L171 122V128H173L174 126L173 125H175V124H173V121L171 120H169V119H171L170 117H168L167 115L168 114H165V111L162 109V107H161V109H158V108H160V107H158V104H157V100L155 99L154 100V98H152L154 95H153V90H150V93H152V100H154V102L156 103V106H157V108H154L155 110H160V111H162L163 112V114H162V112H161V114H162V116L164 115V117L165 118H163L161 115H160V117H162L163 118V120L165 119V121H163V120H161V121H163V122H161L160 120V122L161 123H159L158 125H156L157 124V122H159V121H154V122H156V124L154 125V124H152L153 126H154V128L156 127V131L158 132L159 131V133H157L156 132V134H154L155 133V130L152 128V130H154L153 132V134H151L150 135V132H149V135L148 134H145V133H143V131L141 132V129H143L144 127H146V125L145 126H143V124L145 123V121H143L142 119L143 118H145L146 117V115H144L143 116V118H141V120L139 119V117L140 116H142L143 115V109H142V107L138 104V103H136L135 102V99H134V97H135V92H138V91H136V90H134V89H136V86H135V83H133V82H136V83H138V84H136L137 85V87L139 86V87H142L143 85H145L144 83L145 82H143V80H146L145 78H144V74H141V72H143V71H139V73L138 72H135V71H131L132 72V74H130L131 76L133 75V73H138L137 75H133L132 77L130 76V82H129V75H128V73H127V78L125 77L126 75V73L124 72V74H123V71L125 70L124 68L122 69L121 68V71L122 72H119V73H117L118 72V69H120L119 67L117 68V70H116V68H115V70L116 71H114V72H111V70ZM190 69V68H189ZM196 69H198V68H196ZM196 69L194 68V70L196 71ZM211 69V68H210ZM1 70H0V72H1ZM68 70H70V69H68ZM106 70V69H105ZM191 71L193 70V68L192 69H190ZM193 70V71H194ZM199 70V69H198ZM202 70H204V67H203V69ZM82 71V70H81ZM113 71V70H112ZM120 71V70H119ZM126 71H128V70H126ZM150 71V70H149ZM170 71V70H169ZM193 71H192V73H193ZM201 71V70H200ZM224 71H223V74L222 75H224L225 73H224ZM6 72H9V71H6ZM77 72V71H76ZM86 72V71H85ZM105 72V71H104ZM184 72V71H183ZM206 72V71H205ZM213 72V71H212ZM233 72H235V77L233 78ZM66 73H68V72H66ZM129 73H130V71H129ZM158 73H160V72H158ZM157 72H156V74H158ZM169 73V72H168ZM177 73V72H176ZM191 73V72H190ZM214 73H215V71H214ZM217 73V72H216ZM215 73V74H216ZM222 73V72H221ZM220 73V74H221ZM79 74V73H78ZM89 74H91V72L89 73ZM96 73H94L93 74V76L95 75ZM115 74V76H117ZM140 74H141V76H140ZM164 74V73H163ZM171 74H172V72H171ZM171 74H169V75H171ZM179 75H180V73H178ZM207 74H209V72L207 71ZM206 74V75H207ZM211 74V77H212V73H210ZM60 75V74H59ZM68 75V74H67ZM71 75V74H70ZM81 75V74H80ZM125 75V76H124ZM179 75H177V76H179ZM197 75H198V73H197ZM197 75H195V76H197ZM216 75H218V74H216ZM227 75V74H226ZM233 75V76H232ZM5 76V75H4ZM69 76V75H68ZM99 76V75H98ZM138 76V77H137ZM143 76V77H142ZM176 76V77H177ZM181 76V75H180ZM183 76H185V75H183ZM199 76V75H198ZM204 76V75H203ZM214 77H216L215 75H213ZM238 76V77H237ZM8 77V76H7ZM75 77H76V75H75ZM80 77V76H79ZM92 77V76H91ZM123 77H125L126 78V80H124L125 78H123ZM135 77V78H134ZM137 77V78H136ZM176 77L174 76V79L176 80ZM194 77V76H193ZM201 77V75L199 76V78ZM210 77V76H209ZM210 77V78H211ZM218 79L216 78H213L214 80H212V82L213 81H219L220 80V76L218 75ZM224 77H225V75H224ZM223 77V78H224ZM227 77V76H226ZM18 78V77H17ZM82 78V77H81ZM87 78V77H86ZM97 78V77H96ZM95 78V79H96ZM134 78V79H133ZM139 78H141V79H139ZM187 78V77H186ZM185 78V79H186ZM201 78H204V77H201ZM200 78V79H201ZM205 78H207V77H205ZM228 78V79H229ZM8 79V78H7ZM25 79V78H24ZM63 79V78H62ZM74 79V78H73ZM77 79V78H76ZM116 79V80H115ZM137 79V80H136ZM138 79H139V82L140 81H142V83H139L138 82ZM168 79V78H167ZM184 79V80H185ZM193 79L194 78H192V82H194L193 84H194V86L192 87V90H194L193 92L194 93H196V91L195 90H197V89H200V88H198L197 87V89H196V87L195 86H197L196 85V81H193ZM200 79H198V78H196V80H200ZM229 79V80H230ZM83 80V79H82ZM81 80V81H82ZM92 80V79H91ZM100 80V81H99ZM128 80V81H127ZM133 80V81H132ZM174 80V81H175ZM182 80H183V78H182ZM188 80V79H187ZM190 80V79H189ZM195 80V79H194ZM209 80V79H208ZM251 80V81H250ZM2 81V80H1ZM6 81V80H5ZM60 81V80H59ZM168 81V80H167ZM171 81H172V79H171ZM215 82V83H218V82ZM221 81V83H222V81L223 80H220ZM233 81V82H232ZM244 81V82H243ZM252 81V82H253ZM50 82V81H49ZM56 82V81H55ZM103 82H105V84L103 83ZM110 82H112L111 84L113 85V87L114 88H112L111 87V84H110ZM147 82V81H146ZM159 82V81H158ZM169 82H170V80H169ZM173 82V81H172ZM187 82V81H186ZM198 83H200V82H204V81H197ZM211 82V83H212ZM239 82V83H240ZM58 83V82H57ZM71 83V82H70ZM70 83H69V86H70ZM106 83H108V87L110 86L111 88H112V90H113V92L111 91L110 92V95H111V97H109V99H110V101H108L109 99L107 98V101L108 102H101V101H97V95H99L100 96V94H99V92H102L103 91V89H105V87L106 88H108L107 86H105L106 85ZM117 83V84H116ZM155 83V82H154ZM181 83V82H180ZM202 83H200V84H202ZM220 83V82H219ZM7 84V83H6ZM21 84V83H20ZM53 84V83H52ZM103 84V85H102ZM116 84V85H115ZM148 84V83H147ZM146 84V85H147ZM163 84V83H162ZM168 84V83H167ZM204 84V83H203ZM232 84V88H230L231 86L230 85ZM26 85V84H25ZM53 85H55V84H53ZM52 85V86H53ZM57 85V84H56ZM183 85V84H182ZM216 85V84H215ZM235 85V86H234ZM242 85L240 86V89L238 90V91H240L242 88L245 90V86H246V84H244L243 86L244 87H242ZM253 85V86H252ZM68 86V85H67ZM180 86V85H179ZM214 86V85H213ZM234 86V87H233ZM255 86V87H254ZM2 87V86H1ZM44 87H47V86H44ZM64 87V86H63ZM110 87H109V90H111L110 89ZM145 87L147 88V86H144V91H149V87L147 88L148 90H145ZM199 87H201V86H199ZM247 87H249V84H248V86H246V88ZM31 88V87H30ZM75 87H73L72 89H74ZM77 88V87H76ZM103 88V89H102ZM176 88V87H175ZM189 87H187V89H188ZM214 88V87H213ZM23 89V88H22ZM66 89V87L63 89V90H65ZM115 89V90H114ZM140 89H142V88H140ZM168 89V88H167ZM202 89V88H201ZM200 89V90H201ZM210 89V88H209ZM212 89V88H211ZM210 89V90H211ZM67 90H69V89H67ZM101 90V91H100ZM107 90V89H106ZM109 90H107V92H106V94H108V91ZM166 90V89H165ZM191 90V89H190ZM189 90V91H190ZM226 92H225V91ZM235 90V89H234ZM235 90V91H236ZM25 91V90H24ZM50 91V90H49ZM105 91V90H104ZM179 91V90H178ZM188 91V90H187ZM186 91V92H187ZM203 91H204V89H203ZM209 91V90H208ZM217 91H212V93H211V95H213V92L215 93L214 95L216 96V97H219V95H218V93H216ZM224 91V92H223ZM237 91V92H238ZM253 91H251V90H249V92H248V94L250 93L251 95L250 96H248V94H245L244 93V91L243 90H241V93L242 94H245L246 96H248L247 98L249 99V97H253V99L255 100L256 98H257V100H256V103L255 102H252V103H254L255 105L257 104V107L259 106L258 105V102L257 101H259L260 100V98H259V100H258V94H257V92L256 91H254V93H256V95L253 93ZM13 92V94H15L14 93V91H12ZM191 92V91H190ZM18 93V92H17ZM34 93V92H33ZM68 93V92H67ZM140 93V92H139ZM149 93V92H148ZM187 93H189V92H187ZM209 93V92H208ZM225 93V94H224ZM240 93V92H239ZM21 94V93H20ZM51 94V93H50ZM49 94V95H50ZM65 94H66V92H65ZM138 94V93H137ZM142 94H143V92H142ZM145 94V93H144ZM143 94V95H144ZM174 94V93H173ZM193 94V93H192ZM192 94H190V95H192ZM227 94V96H225ZM234 94H235V96H234ZM260 94H261V96H260ZM35 95V94H34ZM75 95H77L76 93H75ZM80 95H82L81 93H80ZM110 95H108V96H110ZM142 95V96H143ZM146 95V94H145ZM163 95V94H162ZM181 95V94H180ZM210 94H209V96H208V94H207V97H210L211 96ZM241 95V94H240ZM18 96V95H17ZM83 96V95H82ZM148 96V95H147ZM164 96V95H163ZM255 96V97H254ZM257 96V97H256ZM62 97H64L63 95H62ZM146 97V96H145ZM150 97V96H149ZM178 97V96H177ZM186 97V96H185ZM191 97V96H190ZM222 97H219L218 99H222L223 100V98ZM231 96L229 97L228 96V100H231V98H232ZM16 98V97H15ZM112 98V99H111ZM134 99V101H133V103L131 102V99ZM137 98H139V99H141L140 98V96H138ZM143 98H144V96H143ZM142 98V99H143ZM151 98H150V100H151ZM180 98V97H179ZM193 98V97H192ZM194 98H197V97H194ZM215 97L213 96V98H212V100L214 99ZM230 98V99H229ZM261 98V99H262ZM14 99V98H13ZM57 99H59V98H57ZM62 99V98H61ZM71 99H73V98H71ZM75 99V98H74ZM73 99V100H74ZM141 99V100H142ZM187 99V98H186ZM202 99V98H201ZM207 98H205V100H206ZM224 99V100H225ZM56 100V99H55ZM69 100V99H68ZM174 100V99H173ZM181 100V99H180ZM187 100H189V99H187ZM208 100V99H207ZM210 100V99H209ZM217 100V99H216ZM215 101V102H217V103H219V104H221V105H219L218 104V106H220L219 108L220 109H218V107H216V106H214V107H216V110L217 111H220L221 109H224V108H226V106H227V108H228V104H230V103H232V102H227L226 103V101ZM227 100V101H228ZM234 100V99H233ZM264 99H262V101L261 102H263L264 103V101H263ZM58 101V100H57ZM78 101V100H77ZM232 101V100H231ZM247 101H249V100H247ZM60 102V101H59ZM73 102V101H72ZM76 102V101H75ZM80 102V101H79ZM183 102V101H182ZM190 102V101H189ZM195 102V101H194ZM209 102V101H208ZM207 102V103H208ZM224 102V105H222V103ZM236 102V101H235ZM243 102V101H242ZM67 103V102H66ZM186 103V102H185ZM226 103V104H225ZM246 103V102H245ZM251 102H249V104H250ZM52 104V103H51ZM187 104V103H186ZM202 104V103H201ZM248 104V103H247ZM260 104V103H259ZM59 105V104H58ZM58 105H56V107L58 106ZM180 105V104H179ZM182 106H183V103L181 104ZM191 105V104H190ZM200 105V104H199ZM210 105H212L211 107L212 108H214L213 107V104H210ZM209 105V103H208V106H210ZM216 105V104H215ZM234 105H235V103H234ZM60 106V105H59ZM68 106V105H67ZM160 106V105H159ZM182 106H180V107H182ZM185 106V105H184ZM187 106V105H186ZM185 106V107H186ZM207 105H206V107H208ZM222 106L224 107V108H222ZM262 106H264V105H262ZM36 107V106H35ZM192 107V106H191ZM190 107V108H191ZM230 108V111H231V105L229 106ZM153 108V107H152ZM196 108H198L197 106H196ZM195 108V109H196ZM200 108H202V105L200 106ZM205 108V107H204ZM210 108V107H209ZM226 108V109H227ZM57 109H59V108H57ZM199 109V108H198ZM197 109V110H198ZM206 109H208V108H206ZM233 109V108H232ZM149 110V109H148ZM155 110H153L154 111V114L152 113V114H150L148 111H147V113H149L151 116L152 115H154V117H155V119H156V114H155ZM194 111V108L193 109H191V111ZM213 110V109H212ZM212 110H210V111H212ZM215 109L213 110V111H216ZM228 110V109H227ZM226 110V111H227ZM237 110H238V112L239 111H242L240 108L238 109L237 108ZM17 111V110H16ZM152 111V112H153ZM160 111H158L157 113H160ZM203 111H205V109L203 110ZM212 111V112H213ZM217 111L215 112L216 114H217ZM222 111V110H221ZM229 111V112H230ZM232 111H234L235 113H237V111L235 110V108L232 110ZM10 112V111H9ZM61 112V111H60ZM151 112V111H150ZM189 112V111H188ZM228 112V111H227ZM228 112V113H229ZM233 112V114L234 115H236L235 113ZM25 113V112H24ZM53 113V112H52ZM57 113V112H56ZM211 112H209V114H210ZM226 113V112H225ZM227 113V114H228ZM3 114V113H2ZM6 114V113H5ZM20 114V113H19ZM37 114V113H36ZM205 114V113H204ZM212 114H214V112L212 113ZM226 114V116L228 117V116H230L231 115V113H230V115H227ZM232 114V116H234ZM239 114H240V112H239ZM23 115V114H22ZM28 115V114H27ZM30 115V114H29ZM202 115H203V113H202ZM221 115V114H220ZM219 115V116H220ZM6 116V115H5ZM55 116V115H54ZM192 116H193V114H192ZM225 116V114H224V116H223V114H222V116L221 117H226ZM157 117H158V114H157ZM167 117V118H166ZM194 117H195V119L197 118V116L196 115H194ZM202 117V116H201ZM200 117V118H201ZM216 117V116H215ZM221 117L219 118V123H223L224 121H225V119L227 118H223V120L221 119ZM231 117V116H230ZM237 116H235V118H236ZM57 118H59V117H57ZM146 118H148V114H147V117ZM229 118V117H228ZM232 118V117H231ZM245 118V117H244ZM53 119L54 118H52V121H53ZM152 119H154L153 117H151V120ZM154 119V120H155ZM166 119H168V120H166ZM194 119V120H195ZM198 119V118H197ZM220 119H221V122H220ZM237 119V118H236ZM56 120V119H55ZM148 121H149V118L147 119ZM191 120V119H190ZM199 120V119H198ZM201 120V119H200ZM204 120H205V118H204ZM226 120H229V119H226ZM233 121H234V118L232 119ZM57 121H59L58 119H57ZM143 123H142V122ZM153 121V120H152ZM166 121H168V124H164ZM170 121V122H169ZM238 121H239V119H238ZM64 122H66V120L64 121ZM179 122V121H178ZM182 122V121H181ZM186 122H187V120H186ZM196 122V121H195ZM201 122H202V120H201ZM212 122V121H211ZM226 122V121H225ZM228 122V121H227ZM230 122H232L231 120H230ZM236 122H237V120H236ZM61 123V122H60ZM67 124H66V126L65 127H69L70 125H73L74 123H75V121H74V123L73 124H70L69 123V121H67L66 122ZM202 123H205V122H202ZM51 124V123H50ZM62 124H64V123H62ZM68 124H70V125H68ZM148 126H149V124H151V123H146ZM161 124V125H160ZM192 124H194V121H193V123ZM227 126L229 125L228 123H225ZM235 124H237V123H235ZM234 124V125H235ZM9 125V124H8ZM42 125V124H41ZM68 125V126H67ZM151 125V126H152ZM162 126L163 128L162 129H164V131H166V132H164L163 130L161 131V129L159 130L158 128H161L160 126ZM198 125V124H197ZM218 125V124H217ZM216 125V126H217ZM233 125V126H234ZM250 125V124H249ZM10 126V125H9ZM20 126V125H19ZM48 126V125H47ZM150 126V127H151ZM158 126V127H157ZM196 126V125H195ZM209 126V125H208ZM222 126H224L223 124H222ZM55 127H57V126H55ZM71 127V126H70ZM73 127H75V126H73ZM89 127H92L93 129L95 128L96 129V131H95V129H94V133H97V130H99L100 132H101V135L103 134L104 136H102V137H105V139H104V141L101 143V145L100 146H97V148L95 147H92V143H93V139H94V137L95 136H93L94 135V133H93V130H92V134L93 135H91V131L89 130L90 128ZM143 127V128H142ZM220 127V125H218V128ZM236 127V126H235ZM6 128V127H5ZM20 128V127H19ZM61 128V127H60ZM89 128V129H88ZM91 128V129H92ZM191 128V127H190ZM237 128V127H236ZM57 129H58V127H57ZM122 129H124L123 131H126L127 130V132L128 131H130L129 133H128V135H126L125 134V132H122L121 130ZM211 129V128H210ZM216 129V128H215ZM214 129V130H215ZM226 129V128H225ZM7 130V129H6ZM45 129H43V132L41 133V137L42 136H44L45 135V133H46V131H44ZM59 130V129H58ZM66 130V129H65ZM90 132H89V131ZM121 131L123 134H125L124 136V138H122V139H120L119 137H118V134H117V132L118 131ZM148 130V129H147ZM151 130V131H152ZM193 130V129H192ZM192 130H190V131H192ZM208 130V129H207ZM211 130H213V129H211ZM247 130V129H246ZM246 130H245V132H246ZM144 131H145V129H144ZM161 131V132H160ZM217 131H219V130H217ZM222 131H223V129H222ZM226 131V130H225ZM252 131V130H251ZM29 132V131H28ZM27 132V133H28ZM162 132H164L163 134H162ZM200 132V131H199ZM219 132H221V131H219ZM224 132V131H223ZM228 132V131H227ZM254 132V131H253ZM31 133V132H30ZM38 133V132H37ZM119 133V132H118ZM148 133V132H147ZM206 133H207V131H206ZM225 133V132H224ZM233 133V132H232ZM32 134V133H31ZM35 134V133H34ZM100 134V133H99ZM158 134V135H157ZM208 134V133H207ZM220 134V133H219ZM218 134V135H219ZM226 134H228V133H226ZM26 135V134H25ZM38 135H39V133H38ZM98 135V134H97ZM96 135V136H97ZM101 135H99V136H101ZM121 135V134H120ZM163 135H165V136H167L168 137V135H169V138H170V136L171 137H173V140L171 139H167V137H165V136H163ZM211 135H215V134H211ZM220 135H222V133L220 134ZM229 135V134H228ZM74 136V135H73ZM123 136V135H122ZM199 136V135H198ZM238 136H240V135H238ZM247 136V135H246ZM28 137V136H27ZM46 137V136H45ZM48 137V136H47ZM52 137H53V135H52ZM210 137V136H209ZM217 137V136H216ZM216 137H215V139H216ZM221 137V136H220ZM243 137V136H242ZM241 137V138H242ZM38 138V137H37ZM59 138V137H58ZM57 138V139H58ZM71 138H73V137H71ZM101 138V137H100ZM99 138V139H100ZM174 138H176V140L174 139ZM239 137H237L236 138V140L238 141H240L241 142V139L239 138ZM53 139V138H52ZM68 139V138H67ZM35 140V139H34ZM37 140V139H36ZM56 140V139H55ZM58 140H61V139H58ZM101 140L102 139H100L99 141H98V145H99V142H101ZM200 140V139H199ZM227 140V139H226ZM50 141V140H49ZM66 141V140H65ZM64 141V142H65ZM72 141V140H71ZM169 141H170V143H169ZM203 141H205V139L203 140ZM219 141V140H218ZM217 141V142H218ZM39 142V141H38ZM53 142V141H52ZM55 142V141H54ZM95 142V141H94ZM96 142H97V140H96ZM219 142H221V141H219ZM234 142V141H233ZM244 142V141H243ZM7 143V142H6ZM29 143V142H28ZM37 143V142H36ZM66 143V142H65ZM72 143V142H71ZM70 143V144H71ZM175 143H173V144H171V146L173 145H175ZM179 143V142H178ZM181 143V142H180ZM179 143V144H180ZM184 143V142H183ZM216 143V142H215ZM222 143V142H221ZM242 143V142H241ZM238 144V146H239V148L241 147L240 145H242V144ZM96 143H93V145H95ZM169 144V145H168ZM229 144V143H228ZM227 144V145H228ZM162 145H163V147L165 146V145H167L165 148H162ZM181 145V144H180ZM202 145V144H201ZM211 145V144H210ZM222 145V144H221ZM220 145V146H221ZM33 146H35V145H33ZM214 146H215V144H214ZM218 146V145H217ZM234 146V145H233ZM236 147H238L237 146V144L235 145ZM246 146V145H245ZM167 147V149H169ZM182 147V146H181ZM180 147V148H181ZM183 147H184V145H183ZM249 147V146H248ZM247 147V148H248ZM32 148V147H31ZM94 148V149H93ZM179 148V147H178ZM179 148V150H181ZM228 148V147H227ZM231 148V147H230ZM19 149V148H18ZM28 149V148H27ZM38 149V148H37ZM48 149V148H47ZM93 149V150H92ZM166 149V150H167ZM171 149H172V147H171ZM214 148H213V146H212V149H210L211 151L213 150ZM21 150V149H20ZM20 150H18L16 153H18ZM26 150V149H25ZM41 150V149H40ZM44 150V149H43ZM170 150V149H169ZM197 150V149H196ZM225 150V149H224ZM227 150V149H226ZM47 151V150H46ZM182 152H183V154H184V150H181ZM186 152H187V150H185ZM232 151V150H231ZM234 151V153H235V150H233ZM20 152H22V151H20ZM31 152V151H30ZM68 152V151H67ZM166 152V151H165ZM178 152V151H177ZM181 152V153H182ZM256 152V151H255ZM28 153V152H27ZM44 153V152H43ZM46 153V152H45ZM168 153V152H167ZM173 153V152H172ZM205 153V152H204ZM208 153V152H207ZM210 153V152H209ZM225 153V152H224ZM19 154L21 155L22 153H18V154H16V155H18L19 156ZM69 154V153H68ZM75 154V153H74ZM74 154H72V155H74ZM75 154V155H76ZM105 155V154H110V156H111V159H109V161H104L105 163H102L99 159L101 158V156L102 155ZM178 154V153H177ZM219 154H221V153H219ZM223 154V153H222ZM229 154V153H228ZM232 154V153H231ZM15 155V154H14ZM28 155V154H27ZM74 155V156H75ZM78 155H76V156H78ZM188 155H189V153H188ZM202 155V154H201ZM54 156H55V154H54ZM184 156H185V154H184ZM213 156H216V154H214ZM250 156V155H249ZM23 157V156H22ZM37 158V161L38 162H40V164H42V165H46L47 163H49L48 161H47V159H46V157H39V156H36ZM166 157V156H165ZM168 157H170V156H168ZM175 157V156H174ZM180 157H181V155H180ZM179 157V158H180ZM187 157V156H186ZM189 157V156H188ZM190 157H191V155H190ZM211 157V156H210ZM217 157V156H216ZM221 157V156H220ZM18 158V157H17ZM19 158H21L20 156H19ZM35 158V157H34ZM177 158V157H176ZM203 158V157H202ZM214 158V157H213ZM232 158V157H231ZM55 159V158H54ZM167 159V158H166ZM190 159V158H189ZM212 159V158H211ZM227 159V158H226ZM21 160V159H20ZM32 160V159H31ZM56 160V159H55ZM89 160V159H88ZM176 160H178V159H176ZM182 160V159H181ZM180 160V161H181ZM191 160H192V158H191ZM204 160V159H203ZM235 160V159H234ZM22 161V160H21ZM24 161V160H23ZM34 161V160H33ZM180 161H178V162H180ZM208 161V163H209V159L207 160ZM215 161H216V159H215ZM262 161V160H261ZM20 162V161H19ZM73 162V161H72ZM175 162V161H174ZM228 162V161H227ZM18 163V162H17ZM77 163V162H76ZM171 163V162H170ZM194 163V162H193ZM216 163H218V162H216ZM246 163V162H245ZM253 163V162H252ZM78 164V163H77ZM162 164V163H161ZM174 164V163H173ZM175 164H177V163H175ZM188 164V163H187ZM212 164V163H211ZM226 164H228V163H226ZM239 164V163H238ZM247 164V163H246ZM79 165V164H78ZM26 167H27V165H25ZM74 167H76L75 165H73ZM159 166V165H158ZM172 166V165H171ZM171 166H170V168H171ZM233 166V165H232ZM231 166V167H232ZM162 167H164V165L162 166ZM188 167V166H187ZM224 167H226V166H224ZM228 167V166H227ZM235 167V166H234ZM237 167V166H236ZM240 168H241V166H239ZM244 167V166H243ZM169 168V169H170ZM201 168V167H200ZM199 168V169H200ZM220 168V167H219ZM246 168V167H245ZM247 168H248V166H247ZM23 169H25V168H23ZM78 169V168H77ZM173 169V168H172ZM225 169H227V168H225ZM243 169V171H244V168H242ZM262 169H264V168H262ZM14 170V169H13ZM29 170H31V168H29ZM120 170V169H119ZM168 170V169H167ZM203 170V169H202ZM224 170V169H223ZM228 170V169H227ZM235 169H233V171H234ZM238 170H239V168H238ZM258 170H259V168H258ZM22 171V170H21ZM34 171V170H33ZM49 171H51V170H49ZM126 171V170H125ZM187 171V170H186ZM229 171H231V170H229ZM232 171V173H234ZM242 171V170H241ZM253 171V170H252ZM252 171H250V173H252ZM34 172H36V171H34ZM54 172V171H53ZM59 172V171H58ZM64 172V171H63ZM181 172V171H180ZM183 172H184V170H183ZM207 172V171H206ZM210 172V171H209ZM224 172V171H223ZM39 173V172H38ZM55 173H57V172H55ZM65 173V172H64ZM124 173V172H123ZM137 173V174H136ZM184 173H186V172H184ZM192 173H193V171H192ZM225 174L227 173V171L226 172H224ZM236 173H237V169H236ZM236 173L234 174V175H236ZM239 173V172H238ZM244 173V172H243ZM262 173V172H261ZM40 174V173H39ZM43 174V173H42ZM109 174V173H108ZM131 174V173H130ZM158 174V173H157ZM247 174V173H246ZM246 174H245V176H246ZM249 174V173H248ZM44 175V174H43ZM70 175V174H69ZM125 175V174H124ZM128 175V174H127ZM133 176H134V174H132ZM160 175V174H159ZM182 175H184V174H182ZM228 175V174H227ZM233 175V174H232ZM240 174H238V176H239ZM259 175V174H258ZM2 176V175H1ZM42 176V175H41ZM46 176H47V174H46ZM133 176H131V182L133 181V179H135L137 176H135V178H133ZM185 176V175H184ZM237 176V177H238ZM260 176H262L261 174H260ZM49 177H51L50 175L48 176V177H45V178H49ZM106 177H108V175L106 176ZM52 178H53V176H52ZM67 178V177H66ZM125 178H126V176H125ZM128 178L129 177H127V180H128ZM133 178V179H132ZM232 178H235V176L234 177H232ZM257 178H259V177H257ZM2 179V178H1ZM51 179V178H50ZM141 179V180H142ZM158 179V178H157ZM157 179H155V180H157ZM160 179V178H159ZM192 179V178H191ZM190 179V180H191ZM244 179V178H243ZM5 180V179H4ZM69 180V179H68ZM67 180V181H68ZM100 180V179H99ZM205 180V179H204ZM233 180V179H232ZM98 181V180H97ZM135 181H136V179H135ZM135 181H133V183H135ZM183 181V180H182ZM218 181V180H217ZM231 181V180H230ZM262 181V180H261ZM260 181V182H261ZM57 182V181H56ZM226 182H228V180H226ZM251 182V181H250ZM263 182V181H262ZM129 183H130V180H129ZM143 183V182H142ZM7 184V183H6ZM14 184V183H13ZM73 184V183H72ZM141 184V183H140ZM157 184V183H156ZM234 184V183H233ZM233 184H231L232 186H233ZM251 184V183H250ZM43 185V184H42ZM130 185V184H129ZM219 185V184H218ZM222 185V184H221ZM227 185V183L225 184V186ZM230 185V186H231ZM9 186H11V185H9ZM39 186V185H38ZM48 184H44L42 187H44V188H47V189H49V188H51V186H49V188H48ZM54 186V185H53ZM223 186V185H222ZM237 186H238V184H237ZM7 187V186H6ZM197 187V186H196ZM3 188V187H2ZM31 188H33V187H31ZM86 188L87 189H89V191L90 190H93L94 191V193H93V196L95 197V199L97 198V201L95 202V201H91V202H87V203H85L82 207H81V209H80V213H81V215H82V229H85L86 231H89L90 232V234L92 235V236H94V238H96V239H101L102 237H104L105 235H104V231H102V228H103V224H105V223H109V231H113L114 230V228H115V226H116V224H118L119 222H120V220H121V216H119V215H111V216H108V214H106L107 213V211H109V209L110 208H112V207H115L116 206V204H113V200L114 199H116V201H117V203L118 202H121V200L120 199H122L120 196H119V192H118V188L117 187H115V186H108V187H106V188H104V189H100V188H98V186H96L95 185V183L94 184H92V182L90 183L88 180H87V183H86ZM103 188V187H102ZM181 188V187H180ZM219 188V187H218ZM227 188H229V185H228V187ZM235 188H236V186H235ZM5 189V188H4ZM35 189V188H34ZM82 190V189H81ZM222 190V189H221ZM2 192V191H1ZM46 192H47V190H46ZM46 192H45V194L44 195H32L31 196V198L29 199L30 200V202H28V204L30 205L28 208H29V210L30 211H42V212H44V213H52L53 211H55V204L54 203H52L49 199L47 200V198H48V196L46 195ZM144 192V191H143ZM223 192V191H222ZM39 193V192H38ZM142 193V192H141ZM225 193V191L223 192V194ZM85 194H87V193H85ZM261 194V193H260ZM129 195V194H128ZM140 195V194H139ZM143 195V194H142ZM217 195H221L220 193L218 194V192H217ZM228 195H229V193H228ZM245 195V194H244ZM87 196V195H86ZM89 196V195H88ZM131 196V195H130ZM223 196V195H222ZM221 196V197H222ZM226 197H228V198H230V197H232L233 198V196H227V193H226V195H225ZM246 196H247V194H246ZM256 196V195H255ZM262 196H263V193H262ZM261 196V197H262ZM57 197V196H56ZM173 197V196H172ZM186 197V196H185ZM220 197V198H221ZM250 197V196H249ZM138 198V197H137ZM167 198V197H166ZM223 198V197H222ZM221 198V199H222ZM234 198H236L235 196H234ZM256 198V197H255ZM255 198H253V199H255ZM258 198H259V196H258ZM85 199V198H84ZM135 199V198H134ZM133 199V200H134ZM201 199L202 200H204V202L206 201V204L208 205V206H212L213 204L215 205L216 204V202H214L215 201V199H213L212 198V196H210L209 194H207L206 192L205 193H203L202 195H201ZM220 199V200H221ZM239 199V198H238ZM245 199H246V197H245ZM146 200V199H145ZM83 201V200H82ZM81 201V202H82ZM231 201V200H230ZM230 201L228 202V204L230 203ZM243 201H246V200H243ZM255 201H257V200H255ZM4 202V201H3ZM12 203V205L11 206H16V207H18V208H20L21 209V207H23V204H22V202L20 201V200H12L11 201ZM56 202V201H55ZM85 202V201H84ZM164 202V201H163ZM191 199L190 198H183V199H178V200H176L174 203H173V205L169 208L170 210H169V215L168 216H174V215H176V214H178L179 212H180V214H181V211L182 210H184L185 209V207H187L189 204H191ZM226 202V201H225ZM252 202V201H251ZM9 203V202H8ZM246 203V202H245ZM244 203V204H245ZM254 203V202H253ZM257 203V202H256ZM5 204H6V202H5ZM83 204V203H82ZM81 204V205H82ZM127 204V203H126ZM204 204V203H203ZM231 205H232V203H230ZM242 204V203H241ZM255 204V203H254ZM261 204V203H260ZM4 205V204H3ZM76 205V204H75ZM80 205V206H81ZM131 205V204H130ZM147 205V204H146ZM195 206H196V204H194ZM222 205H224V204H222ZM226 205V204H225ZM256 205V204H255ZM13 206V207H14ZM128 206H129V204H128ZM170 206V205H169ZM199 205H197L196 207H198ZM243 206V205H242ZM252 206H254V205H252ZM74 207V206H73ZM135 207V206H134ZM168 207V206H167ZM203 207H204V205H203ZM222 207V206H221ZM61 208V207H60ZM75 208V207H74ZM127 208V207H126ZM132 208V207H131ZM207 208V207H206ZM211 208V207H210ZM216 208V210H219V208L220 207H215ZM224 208V207H223ZM8 209H11V207L9 206V208ZM7 209V210H8ZM14 209V208H13ZM19 209V210H20ZM23 209V208H22ZM77 209V208H76ZM162 209V208H161ZM168 209V208H167ZM226 209V208H225ZM16 210V209H15ZM15 210H12V211H14L15 212ZM25 210V209H24ZM123 210V209H122ZM133 210V209H132ZM134 210H135V213H136V215H137V217L142 221V223L143 224H141V222L139 223L140 224V226H141V228H142V231H140V232H142L143 233V235L145 236L144 237V240H148V238H149V236H151V234L155 231V227H154V225H153V220H155V216H154V211L152 210V209H150V208H147V207H145L144 205H141V206H138V207H136V208H134ZM159 210V209H158ZM206 210L207 209H205V213H206ZM72 211V210H71ZM76 211H78V209L76 210ZM128 211H130V209L128 210ZM212 211H215L214 209H212ZM212 211H210V209H209V212L207 213V214H210V212H212ZM220 211H222V210H220ZM220 211L218 212V214H220ZM6 212H8V211H6ZM11 212V211H10ZM26 212H28L27 211V208H26V211H25V214H26ZM36 212L34 213V212H32L33 213V215L34 214H36ZM41 212V213H42ZM73 212V211H72ZM79 212V211H78ZM117 212H119V211H117ZM127 212V211H126ZM125 211H123V213H126ZM158 212H160V211H158ZM163 212V211H162ZM164 212H165V210H164ZM190 212V211H189ZM198 212H200V211H198ZM217 212V211H216ZM215 212V213H216ZM9 213V212H8ZM7 213V214H8ZM40 213V212H39ZM40 213V214H41ZM113 213V212H112ZM114 213H116V212H114ZM122 213V212H121ZM128 213V212H127ZM126 213V214H127ZM161 213V212H160ZM204 212H202V214H203ZM213 213V212H212ZM214 213V214H215ZM227 213V212H226ZM261 213V212H260ZM14 213L12 212L11 213V215H13ZM79 214V213H78ZM159 214V213H158ZM167 214V213H166ZM225 214V213H224ZM228 214V213H227ZM11 215H10V217H8V216H6V217H8V218H11ZM31 215V214H30ZM39 215V214H38ZM75 215V214H74ZM77 215V214H76ZM80 215V216H81ZM131 215H133V214H131ZM211 215H213V214H211ZM215 215H217V214H215ZM214 215V216H215ZM42 216V215H41ZM162 215H160V217H161ZM177 216V215H176ZM14 217V216H13ZM36 217V216H35ZM37 217H39V216H37ZM159 217V218H160ZM221 217V216H220ZM224 217H225V219L227 218L226 217V215H224ZM233 217V216H232ZM157 218V217H156ZM158 218V219H159ZM162 218V217H161ZM213 218V217H212ZM215 218V217H214ZM219 217H217V219H218ZM223 218V217H222ZM5 219H7V218H5ZM35 219V218H34ZM37 219V218H36ZM80 219H81V217H80ZM157 219V220H158ZM237 219H238V217H237ZM12 220V219H11ZM25 220V219H24ZM134 220H135V218H134ZM136 220H138V219H136ZM167 220H168V217H167ZM166 220V221H167ZM9 221V220H8ZM27 221V220H26ZM38 221V220H37ZM159 221V220H158ZM10 222V221H9ZM24 222V221H23ZM28 222V221H27ZM64 222V221H63ZM77 222V221H76ZM138 224V225H139ZM160 224V223H159ZM167 224H168V222H167ZM194 224V223H193ZM212 224V223H211ZM23 225V224H22ZM119 225V224H118ZM117 225V226H118ZM161 225V224H160ZM160 225H158V226H160ZM164 225V224H163ZM197 225V224H196ZM217 225H219V223L217 224ZM81 226V225H80ZM107 226V225H106ZM189 226V225H188ZM187 226V227H188ZM222 226V225H221ZM119 227V226H118ZM117 227V228H118ZM128 227V226H127ZM218 227H220V225L218 226ZM39 228V227H38ZM48 228V227H47ZM46 228V229H47ZM53 228V227H52ZM141 228H138V231L139 230H141ZM189 228V227H188ZM68 229V228H67ZM78 229V228H77ZM104 229V228H103ZM159 229V228H158ZM187 229V228H186ZM107 230V229H106ZM120 230V231H119ZM118 231H119V233H121V229H119ZM160 230V229H159ZM43 231V230H42ZM216 231V230H215ZM81 232H82V230H81ZM85 232V231H84ZM206 232V231H205ZM214 232V231H213ZM212 232V233H213ZM107 233V232H106ZM117 233V232H116ZM141 233V234H142ZM195 233V232H194ZM198 233V232H197ZM211 233V234H212ZM215 233V232H214ZM214 233H213V235H214ZM89 234V235H90ZM118 234V233H117ZM125 234V233H124ZM133 234H135V232H133ZM132 233L130 234V235H133ZM190 234V233H189ZM191 234H193V233H191ZM191 234H190V237H191ZM114 235V234H113ZM138 235H139V233H138ZM195 235V234H194ZM55 236V235H54ZM187 236V235H186ZM135 238H136V236H134ZM152 237V236H151ZM150 237V238H151ZM194 237H196V236H194ZM208 237V236H207ZM213 237H215V235L213 236ZM16 238V237H15ZM60 238V237H59ZM75 238V237H74ZM135 238H132L131 237V239H135ZM184 238V237H183ZM186 238V237H185ZM184 238V239H185ZM189 238V237H188ZM193 238V237H192ZM152 239H154V238H152ZM180 239V238H179ZM183 239V240H184ZM260 239V238H259ZM54 240V239H53ZM65 240V239H64ZM117 240V239H116ZM135 240H139V239H135ZM141 240H143V239H140V241ZM143 240V241H144ZM151 240V239H150ZM191 240V239H190ZM242 240V239H241ZM11 241V240H10ZM55 241V240H54ZM111 241V240H110ZM124 241H126V240H124ZM129 241V240H128ZM127 241V242H128ZM139 241V242H140ZM143 241H141V242H143ZM208 241V240H207ZM4 242V241H3ZM96 242V241H95ZM122 242H123V239H122ZM137 242V241H136ZM135 242V243H136ZM141 242H140V244H141ZM202 242V241H201ZM26 243V242H25ZM44 243H46L47 244V242H44ZM68 243V242H67ZM78 243L80 244V241L78 240ZM107 243V242H106ZM109 243H111V242H109ZM114 243V242H113ZM112 243V244H113ZM120 243V242H119ZM124 243H126V242H124ZM134 243V244H135ZM138 243V242H137ZM190 242H188V244H189ZM192 243H195V242H193V240H192ZM45 244V248H46V245ZM60 244V243H59ZM59 244H54V249H55V253H52V251H48L47 249H46V251H43V252H41L40 250H39V252L41 253V257H39V259H41V261H42V264H46L47 262H48V260H51V257L52 258H55V259H57V258H62L63 256H68V258H69V255H71V253H74L73 251L74 250H72L69 246H63V245H59ZM129 244H130V242H129ZM186 244V243H185ZM197 244V243H196ZM66 245V244H65ZM72 245V244H71ZM82 245V244H81ZM101 245H102V243H101ZM105 244H103V246H104ZM108 245V244H107ZM106 245V246H107ZM111 245V244H110ZM190 245H191V243H190ZM192 245H194V244H192ZM35 246H36V244H35ZM37 246H38V244H37ZM82 246H84V247H86V245H82ZM136 246H139V243H138V245H136ZM141 246V245H140ZM139 246V248H138V250L141 248ZM195 246V245H194ZM108 247V246H107ZM123 247V246H122ZM127 247V246H126ZM125 247V248H126ZM159 247H160V245H159ZM43 248V247H42ZM44 248V249H45ZM88 248V247H87ZM90 248V247H89ZM120 248V247H119ZM136 249H137V247H135ZM161 248V247H160ZM189 248V247H188ZM262 248H263V245L262 244H255V245H251V250L252 251H255V252H260V251H262ZM76 249V248H75ZM82 249V248H81ZM187 249V248H186ZM190 249H192L191 248V246H190ZM189 249V250H190ZM1 250V249H0ZM79 250V249H78ZM87 250V249H86ZM91 250V249H90ZM89 250V251H90ZM92 250H94V249H92ZM116 250H118V249H116ZM127 250V249H126ZM135 250V249H134ZM155 250V249H154ZM164 250H165V248H164ZM231 250V249H230ZM248 250H249V248H248ZM82 250H80V252H81ZM85 251V250H84ZM96 251V250H95ZM94 251V252H95ZM114 251V250H113ZM121 251V250H120ZM137 251V250H136ZM135 251V252H136ZM6 252H8L7 254H13V262H15V263H17V264H21V263H23V262H25L26 260H32L34 257H33V251H30L29 253H26V252H24V251H22V250H19V249H7L6 250ZM77 252V251H76ZM119 252V251H118ZM168 252V251H167ZM166 252V253H167ZM84 253V252H83ZM88 253V252H87ZM89 253H91V252H89ZM96 253H98L99 254V252H97L96 251ZM95 253V254H96ZM142 253H144V252H142ZM253 253V252H252ZM80 254V253H79ZM92 254V253H91ZM97 254V255H98ZM127 254H128V252H127ZM147 254V253H146ZM183 254V253H182ZM201 254V253H200ZM255 255H256V253H254ZM259 255L261 254V252L260 253H258ZM258 254H257V256H258ZM34 255H36V254H34ZM87 256H88V254H86ZM94 255V254H93ZM104 255V254H103ZM130 255V254H129ZM128 255V256H129ZM82 256V255H81ZM80 256V257H81ZM122 256H124V255H122ZM122 256H121V258H122ZM131 256V255H130ZM139 256L140 255H138V257H136L137 259L139 258ZM247 256V255H246ZM74 257V256H73ZM94 257V256H93ZM96 257V256H95ZM146 257V256H145ZM145 257H142V258H145ZM155 257V256H154ZM153 257V258H154ZM162 257V256H161ZM83 258V257H82ZM82 258H81V260H82ZM89 258V257H88ZM92 258V257H91ZM97 258H99V256H97ZM111 258V257H110ZM167 258V257H166ZM196 258V257H195ZM251 258V257H250ZM6 259H7V257H6ZM35 259H36V257H35ZM64 259V258H63ZM70 260H71V258H69ZM85 259H86V256H85ZM90 259V258H89ZM108 259H109V257H108ZM107 259V260H108ZM114 259V258H113ZM112 259V262L114 261ZM155 259V258H154ZM244 259H248V258H246V257H244ZM252 259V258H251ZM257 259V258H256ZM81 260H80V262H81ZM84 260V259H83ZM82 260V261H83ZM116 260V259H115ZM145 260V259H144ZM161 260V259H160ZM166 260V259H165ZM173 260V259H172ZM172 260H171V263H169V264H172ZM249 260V259H248ZM10 261V260H9ZM72 261V260H71ZM76 261H78V260H76ZM98 261H99V259H98ZM109 261V260H108ZM151 261H152V259H151ZM55 262V261H54ZM74 262V261H73ZM87 262H93L92 260H88ZM86 261H85V264L87 263ZM95 262H96V260H95ZM101 262H103V261H101ZM29 263V262H28ZM50 263H52V262H48V264H50ZM58 263V262H57ZM69 264H70V262H68ZM78 263H79V261H78ZM84 263V262H83ZM82 262L80 263V264H83ZM98 263V262H97ZM96 263V264H97ZM106 264H108L107 262H105ZM115 264H118L119 263V261H116V262H114ZM149 263H150V261H149ZM239 263V262H238ZM246 263H247V260H246ZM252 263V262H251ZM9 264V263H8ZM54 264V263H53ZM65 264V263H64ZM67 264V263H66ZM77 264V263H76ZM95 264V263H94ZM102 264V263H101ZM119 264H121V263H119ZM137 264V263H136ZM219 264V263H218ZM240 264V263H239Z\"/></svg>",
    "mask_w": 264,
    "mask_h": 264
}]
</instances>
